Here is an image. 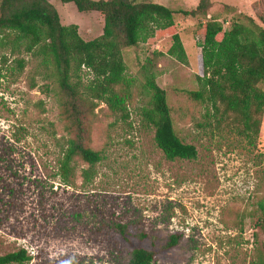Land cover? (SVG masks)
<instances>
[{"label":"rangeland","instance_id":"rangeland-1","mask_svg":"<svg viewBox=\"0 0 264 264\" xmlns=\"http://www.w3.org/2000/svg\"><path fill=\"white\" fill-rule=\"evenodd\" d=\"M137 1L174 14L172 26L122 49L130 80L127 120L100 101L80 103L73 112L51 66L0 49L6 55L0 60V255L24 248L31 257L26 264H126L134 248H144L155 252L152 264H257L264 257V112L248 142L217 130L206 105L187 92L198 88L202 74V23L215 17L227 29L247 15L264 28V0H210L206 16L179 12L199 0ZM49 2L61 24H76L84 40L101 33L99 12ZM174 33L186 64L167 54ZM17 58H24L23 69ZM143 65L165 91L175 132L195 146L194 159L168 160L157 147L154 128L142 116L149 98ZM83 72L87 82L91 74ZM78 132L101 159L83 181L87 164L76 158L66 184L59 163ZM171 235L176 244L164 249Z\"/></svg>","mask_w":264,"mask_h":264},{"label":"trees","instance_id":"trees-1","mask_svg":"<svg viewBox=\"0 0 264 264\" xmlns=\"http://www.w3.org/2000/svg\"><path fill=\"white\" fill-rule=\"evenodd\" d=\"M61 1L72 2L79 12H99L103 16L101 33L84 40L76 24H61L49 0H0V49L8 47L11 54L29 53L40 58L42 65L51 66L58 91L73 112L80 103L100 101L116 119L127 120L130 80L125 76L122 49L137 46L155 29L172 26L174 11L153 1ZM209 7L210 0H199L194 9L179 12L206 16ZM260 20L264 23V18ZM202 26V74L196 75L198 88L187 93L206 105L217 130L236 133L252 142L259 133L264 112V28L247 15H240L227 29L215 17ZM167 54L187 63L177 33L172 35ZM1 59L5 62L6 55H0ZM16 62L23 69L24 58H17ZM143 69L149 98L142 116L154 128L157 147L168 160L194 159L195 146L182 141L174 130L165 91L156 83L149 65H143ZM84 70L91 74L87 82L83 80ZM76 158L87 164L80 172L83 181H89L101 155L84 143L79 132L68 139L59 163V174L66 184L72 183ZM261 228L264 249V222ZM176 241L171 235L163 248H171ZM154 255L153 250L134 248L126 264H152ZM30 259L26 249L21 248L0 255V264H26ZM257 264H264V257Z\"/></svg>","mask_w":264,"mask_h":264}]
</instances>
